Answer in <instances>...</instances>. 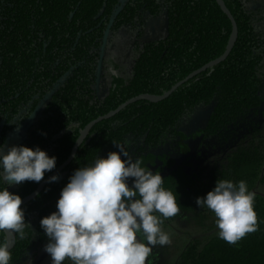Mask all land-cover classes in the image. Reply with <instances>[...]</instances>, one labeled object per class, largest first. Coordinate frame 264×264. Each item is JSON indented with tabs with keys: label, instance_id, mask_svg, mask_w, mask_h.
<instances>
[{
	"label": "trees",
	"instance_id": "1",
	"mask_svg": "<svg viewBox=\"0 0 264 264\" xmlns=\"http://www.w3.org/2000/svg\"><path fill=\"white\" fill-rule=\"evenodd\" d=\"M222 1L237 25L225 60L165 99L133 102L93 125L59 179L21 206L30 227L23 239L15 235L10 264L37 259L47 243L40 219L56 211L74 170L118 151L114 143L124 145L133 160L161 145L177 150L179 127L197 109H208L203 138L219 152L193 163L190 174L162 176V186L176 196L180 211L161 227L182 214L203 226L214 213L195 200L216 180H244L250 191L264 185V0ZM158 16L167 24L164 35L143 40L147 21ZM231 32L216 0H0V145L5 147L7 137L26 122L17 146L39 147L56 157L58 167L87 123L136 95L163 94L219 57ZM100 70L109 80L101 96L96 90ZM39 183L8 187L0 181V189L8 187L22 199ZM254 210L258 231L235 245L219 239L218 232L204 241L192 239L176 264H264V196L256 194ZM5 239L0 232V244Z\"/></svg>",
	"mask_w": 264,
	"mask_h": 264
},
{
	"label": "clouds",
	"instance_id": "2",
	"mask_svg": "<svg viewBox=\"0 0 264 264\" xmlns=\"http://www.w3.org/2000/svg\"><path fill=\"white\" fill-rule=\"evenodd\" d=\"M114 145L118 151L74 170L61 189L56 211L40 219L50 264L66 259L72 264H146L155 246L171 243L161 226L164 219L179 213L176 196L162 186L160 173L142 167L124 145ZM55 167L56 157L39 147L13 145L5 152L0 145V181L8 187L39 183ZM58 179L53 175L49 183ZM8 187L0 189V232L6 236L0 244V264L11 261L8 237L14 240L18 234L23 239L25 228L30 227L21 197ZM255 197L246 181L220 179L195 203L214 213L218 238L235 245L258 231Z\"/></svg>",
	"mask_w": 264,
	"mask_h": 264
},
{
	"label": "flooded vegetation",
	"instance_id": "3",
	"mask_svg": "<svg viewBox=\"0 0 264 264\" xmlns=\"http://www.w3.org/2000/svg\"><path fill=\"white\" fill-rule=\"evenodd\" d=\"M156 27H158V30H156ZM166 27L167 24L163 16L150 18L146 23L142 39L152 40L162 37L166 31ZM156 33H158L160 36L155 37ZM101 74L102 72L100 70L97 74L96 82V90L99 96L103 95L107 91L109 83L108 78L101 76ZM198 110L199 109L195 110L194 113ZM202 110L203 112H206V114L204 116L205 118L202 119L201 126L197 127V132H195L193 129H190L187 132L186 139L182 141L181 146L177 150H174L167 145H161L160 147L149 150L153 152L152 157H154L155 154L158 155L154 163L142 159L146 152L140 155V157L135 158V160L138 159L141 162V166L145 167L146 169H149L155 173H160L161 176H169L172 172L178 173L182 172L183 170L187 174H190V169L193 163L198 162V160L201 158L204 159L207 156L217 154L219 152V148L212 147L211 144L207 143L203 138L204 136L202 133V128L207 119L208 109L202 108ZM260 122H262V119ZM26 126L27 123L23 122L7 137L4 147L5 151H7L8 147L13 145L17 146L21 142L26 132ZM2 127L3 126L1 124L0 130H2ZM178 137L180 140V132Z\"/></svg>",
	"mask_w": 264,
	"mask_h": 264
},
{
	"label": "rangeland",
	"instance_id": "4",
	"mask_svg": "<svg viewBox=\"0 0 264 264\" xmlns=\"http://www.w3.org/2000/svg\"><path fill=\"white\" fill-rule=\"evenodd\" d=\"M156 30H158V27H156ZM158 36L160 35L156 33L155 37ZM205 114L206 112L199 109L192 114L187 122L180 126L179 132L181 142L186 139L187 132L190 129L197 132V127L201 126L202 119L205 118ZM152 153V151L148 150L142 159L149 162ZM157 157L158 155L155 154L154 158L156 159ZM253 192L264 196V185H259ZM215 220L216 217L213 215L210 220L206 221L203 226H201L195 224L191 220H187L184 214H182L175 221L168 223V225L163 228V230L169 234L171 243L164 246H155L152 250V254L148 257L146 264H176V257L178 253L187 244V242L192 239L204 241L211 235L218 232ZM40 264H50V257L47 255V257H45Z\"/></svg>",
	"mask_w": 264,
	"mask_h": 264
},
{
	"label": "water",
	"instance_id": "5",
	"mask_svg": "<svg viewBox=\"0 0 264 264\" xmlns=\"http://www.w3.org/2000/svg\"><path fill=\"white\" fill-rule=\"evenodd\" d=\"M217 4L219 5V7L221 8V10L224 12V14H226V16L229 18L231 25H232V32L228 41V44L224 50V52L217 57L216 59L209 61L208 63L204 64L202 67H200L197 70L192 71L191 73H189L187 76H185L183 79L177 81L174 85H172L170 87V89H168L166 92H164L161 95H148V94H139L136 95L134 97H131L129 99H127L126 101H124L123 103H121L120 105H118L115 109L109 111L108 113L98 116L97 118L93 119L92 121H90L89 123H87L83 129L80 131L78 138L76 139L71 152L69 154V156L67 157V159L61 163L58 167H56L51 173H49L38 185L37 187L27 196L22 198V204L21 206H23L24 204H26L27 202L31 201L34 197L37 196V194H39L42 189L44 188V186L49 182V178L53 175H58L74 158L76 151L78 149V147L80 146V144L82 143L83 139L86 137V135L88 134V132L91 130V128L93 127V125H95L96 123H98L101 120H105V119H109L110 117H112L113 115H115L116 113H118L120 110H122L123 108H125L127 105L139 101V100H147L150 102H158L162 99L167 98L174 90H176L180 85H182L183 83L187 82L189 79L193 78L194 76H196L197 74H200L201 72H204L205 70H207L208 68L219 64L220 62L224 61L225 58L228 56V54L230 53L233 44L236 40L237 37V25L236 22L233 18V16L231 15L230 11L226 8L225 4L223 3L222 0H216ZM109 26L107 27L106 31H105V35H104V43L106 41L107 38V33L109 30ZM103 51L104 49V44L101 48ZM101 63V60H100ZM99 63V64H100ZM9 240H11V245H10V250L13 248L14 246V240L11 237H8ZM44 250L41 251V253L38 255L37 259L34 261L33 264H39L43 255H44Z\"/></svg>",
	"mask_w": 264,
	"mask_h": 264
}]
</instances>
